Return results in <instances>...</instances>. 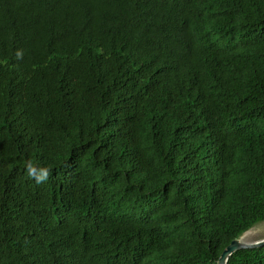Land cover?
<instances>
[{
    "label": "trees",
    "instance_id": "1",
    "mask_svg": "<svg viewBox=\"0 0 264 264\" xmlns=\"http://www.w3.org/2000/svg\"><path fill=\"white\" fill-rule=\"evenodd\" d=\"M262 221L264 0H0V264H217Z\"/></svg>",
    "mask_w": 264,
    "mask_h": 264
},
{
    "label": "water",
    "instance_id": "2",
    "mask_svg": "<svg viewBox=\"0 0 264 264\" xmlns=\"http://www.w3.org/2000/svg\"><path fill=\"white\" fill-rule=\"evenodd\" d=\"M245 233V232H244ZM243 233V234H244ZM242 234V235H243ZM242 235L237 238L233 239L221 252L217 264H226L228 257L236 250L241 248H254L264 245V238L254 241V242H243L241 240Z\"/></svg>",
    "mask_w": 264,
    "mask_h": 264
},
{
    "label": "clouds",
    "instance_id": "3",
    "mask_svg": "<svg viewBox=\"0 0 264 264\" xmlns=\"http://www.w3.org/2000/svg\"><path fill=\"white\" fill-rule=\"evenodd\" d=\"M17 58H22V54L17 52ZM26 172L29 177L35 180L37 184L46 183L51 175V169L47 167L37 168L31 161L26 164Z\"/></svg>",
    "mask_w": 264,
    "mask_h": 264
},
{
    "label": "rangeland",
    "instance_id": "4",
    "mask_svg": "<svg viewBox=\"0 0 264 264\" xmlns=\"http://www.w3.org/2000/svg\"><path fill=\"white\" fill-rule=\"evenodd\" d=\"M264 238V221L255 224L247 230L241 237L243 242H254Z\"/></svg>",
    "mask_w": 264,
    "mask_h": 264
}]
</instances>
